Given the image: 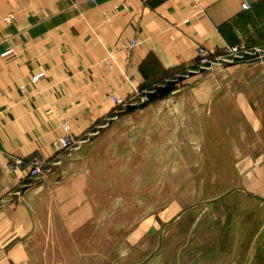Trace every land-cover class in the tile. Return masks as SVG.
I'll return each mask as SVG.
<instances>
[{"label":"crops","instance_id":"1","mask_svg":"<svg viewBox=\"0 0 264 264\" xmlns=\"http://www.w3.org/2000/svg\"><path fill=\"white\" fill-rule=\"evenodd\" d=\"M104 12L109 13L108 18ZM8 15L13 18L5 21ZM0 36V190L10 192L9 201L0 210V264H38L31 247L38 243L34 235L40 214L47 213L49 229L48 217L53 211L42 208L51 204L49 200L57 206L65 205V197L68 205L74 197L78 200L72 209H62L70 216L58 224L67 231L71 230L69 218L76 221L74 229L81 231L88 217V196H80L86 195L85 187L79 185L76 190V185H71L85 182V177L53 174L47 179L52 185L39 184L25 179L23 172L10 171L9 161L51 159L58 137L65 133L80 137L94 121L112 114L114 99L177 78L169 83L178 87L176 91L185 83H192V87L200 83L207 86L206 94L188 87L174 96V107L181 101L183 133L206 130L223 134L218 140L222 147L217 149L225 150L226 158L213 165L238 170L248 162L256 165L260 157L245 151H264V60L229 67V71L255 67V77L253 73L236 79L197 81L187 74L195 65L198 47L221 52L228 46L264 43V0H0ZM134 38L140 43L129 54L117 55L116 63L105 64L117 42ZM39 74L42 76L33 80ZM219 82L223 95L216 98L213 87ZM209 95L212 101L202 109L199 105ZM168 103L166 98L165 106ZM62 121L69 124V131ZM260 155L264 158L263 152ZM212 180L217 181L215 175ZM44 190L63 192V201L55 202V197L49 196L43 199L40 194ZM177 227L178 231L183 228ZM192 229H200V224L195 223ZM77 236L65 232L62 245L68 254L60 253L61 259L55 262L80 260L78 264H83L81 255L72 253L73 245H83V237ZM72 238L76 243L70 241ZM49 241L46 238L48 246ZM186 257L203 262L190 249Z\"/></svg>","mask_w":264,"mask_h":264},{"label":"rangeland","instance_id":"2","mask_svg":"<svg viewBox=\"0 0 264 264\" xmlns=\"http://www.w3.org/2000/svg\"><path fill=\"white\" fill-rule=\"evenodd\" d=\"M12 18L8 15L5 21ZM251 52L250 55L217 54L219 60H213L209 68L198 69L188 77L194 76L197 81L236 79L253 73L255 77V67H236L229 71L230 65L264 60L263 52ZM117 55L120 53L115 54L112 62L116 63ZM33 80L38 79L33 77ZM219 83L213 87L219 89L214 91L216 98L223 95V86ZM164 84L156 83L128 95L124 98L128 99L125 105L116 104L112 114L94 121L80 137L65 133L72 138V145L67 150H55L51 159H44V174L33 182L50 185L53 182L48 183L47 179L60 173L85 177V182L75 181L71 185L75 184L76 190L85 187L86 195L80 196H88V217L85 230L81 231L74 229L76 221L69 218L71 230L67 231L63 229L66 226L58 224L70 216L62 209H72L78 200L74 197L73 204L68 205L65 197L64 206L49 200L51 204L42 207L53 211L48 217L49 229L46 228L47 213L40 214L39 229L34 235L39 244L36 242L31 247L36 251L38 264L62 263L55 261L58 257L61 259L60 253L68 254L62 245L65 232L71 237L77 234L78 238L83 237V245L72 246V253L81 255L83 264H264V158L260 155L264 151H245L249 156L260 157L256 165L249 163L248 158V164H241L238 170L228 165H213L226 158V151L217 149L222 147L218 140L223 134L207 133L202 126L205 130L202 133H183L182 103L179 101L174 107L173 100L188 87L199 88L200 95L206 94L207 86L198 83V87H192L189 82L176 91L178 87L168 83L166 86L170 89L161 96L156 85ZM133 96L146 99L137 104ZM205 97L207 101L199 105L202 109L212 101L210 95ZM166 98L169 103L165 106ZM62 123L69 131V124ZM213 175L217 181L221 177L223 180L213 181ZM43 193L40 194L43 199L55 197V202L65 196L61 191L46 193L44 190ZM9 194L0 191V210L9 201ZM185 209L184 214L180 213ZM195 223L200 224L196 231L192 229ZM177 225L183 228L178 231ZM189 234L193 235L186 242ZM46 238L51 240L49 246ZM75 240L70 241L74 244ZM188 249L203 262L196 263L186 257Z\"/></svg>","mask_w":264,"mask_h":264},{"label":"built area","instance_id":"3","mask_svg":"<svg viewBox=\"0 0 264 264\" xmlns=\"http://www.w3.org/2000/svg\"><path fill=\"white\" fill-rule=\"evenodd\" d=\"M72 2H79V1H85V0H71ZM89 3H95V0H89ZM247 5H244V8H247ZM108 12H104V15L106 18H108ZM140 40L137 38L131 39L130 41H119L117 42L113 49L111 51H109L107 59L104 61L106 63H110L112 61H114V56L115 54H129V52L136 47L137 45H139ZM256 50V52L258 53H264V43L260 44V45H255V46H251L248 47L246 45H235V46H228L222 49L221 52L217 51H213V50H207L203 47H198V53H197V58H196V62L195 65L193 67H191L190 69H188L187 74L190 73H196L198 72V69H207L209 68V66L212 64L213 60H219V58L217 57L218 55L221 54H229L231 55L232 53H239L240 55H250L253 50ZM243 52V53H242ZM218 54V55H217ZM262 56V55H260ZM186 74V75H187ZM42 74L36 75L35 78L38 79ZM185 75V76H186ZM178 79V78H177ZM177 79L175 80H169L168 82H166L164 85H156L157 88H161V87H165L166 84L168 83H172V82H176ZM167 87V86H166ZM132 99H137L136 103L137 104H142L144 102V100L146 99L145 97H136L133 96ZM115 103L120 105L126 102H128V99H114ZM135 103V102H134ZM72 138L69 137L68 135H64L63 137H58L54 142L53 145L55 147V150H67L71 145H72ZM44 168H45V164H44V159L40 158V157H35L29 161L20 159V158H12L9 161L8 164V169L10 171H12L13 173H24L25 179L27 180H31V181H35L38 180L42 177V175L44 174ZM1 191V190H0ZM1 201H0V205H1ZM1 207V206H0Z\"/></svg>","mask_w":264,"mask_h":264},{"label":"trees","instance_id":"4","mask_svg":"<svg viewBox=\"0 0 264 264\" xmlns=\"http://www.w3.org/2000/svg\"><path fill=\"white\" fill-rule=\"evenodd\" d=\"M169 89H170V87L167 86V88H165V87H164V89H161V88H160V90H158V91H160L159 94L161 93V96H162V95H164V92H165L166 90L168 91Z\"/></svg>","mask_w":264,"mask_h":264},{"label":"water","instance_id":"5","mask_svg":"<svg viewBox=\"0 0 264 264\" xmlns=\"http://www.w3.org/2000/svg\"><path fill=\"white\" fill-rule=\"evenodd\" d=\"M233 190V189H232ZM232 190H230V191H232ZM230 191H228L227 193H229ZM227 193H225V194H227ZM225 194H223V196L225 195ZM216 200V199H215Z\"/></svg>","mask_w":264,"mask_h":264}]
</instances>
